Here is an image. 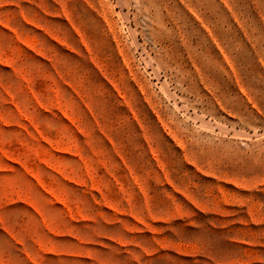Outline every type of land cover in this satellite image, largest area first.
Here are the masks:
<instances>
[{
  "label": "rangeland",
  "instance_id": "obj_1",
  "mask_svg": "<svg viewBox=\"0 0 264 264\" xmlns=\"http://www.w3.org/2000/svg\"><path fill=\"white\" fill-rule=\"evenodd\" d=\"M0 264H264V0H0Z\"/></svg>",
  "mask_w": 264,
  "mask_h": 264
}]
</instances>
